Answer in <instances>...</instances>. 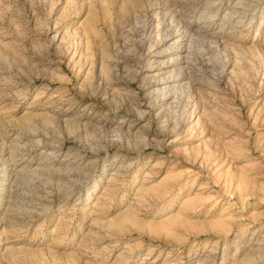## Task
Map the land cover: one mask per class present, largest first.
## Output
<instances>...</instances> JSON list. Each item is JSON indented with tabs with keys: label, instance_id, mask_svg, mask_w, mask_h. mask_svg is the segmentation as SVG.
Masks as SVG:
<instances>
[{
	"label": "rangeland",
	"instance_id": "1",
	"mask_svg": "<svg viewBox=\"0 0 264 264\" xmlns=\"http://www.w3.org/2000/svg\"><path fill=\"white\" fill-rule=\"evenodd\" d=\"M0 264H264V0H0Z\"/></svg>",
	"mask_w": 264,
	"mask_h": 264
},
{
	"label": "bare ground",
	"instance_id": "2",
	"mask_svg": "<svg viewBox=\"0 0 264 264\" xmlns=\"http://www.w3.org/2000/svg\"><path fill=\"white\" fill-rule=\"evenodd\" d=\"M182 49V48H181Z\"/></svg>",
	"mask_w": 264,
	"mask_h": 264
}]
</instances>
